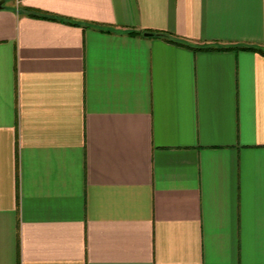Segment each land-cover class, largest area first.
I'll list each match as a JSON object with an SVG mask.
<instances>
[{
  "label": "crops",
  "instance_id": "crops-1",
  "mask_svg": "<svg viewBox=\"0 0 264 264\" xmlns=\"http://www.w3.org/2000/svg\"><path fill=\"white\" fill-rule=\"evenodd\" d=\"M241 46L264 0H0V264H264Z\"/></svg>",
  "mask_w": 264,
  "mask_h": 264
},
{
  "label": "trees",
  "instance_id": "trees-1",
  "mask_svg": "<svg viewBox=\"0 0 264 264\" xmlns=\"http://www.w3.org/2000/svg\"><path fill=\"white\" fill-rule=\"evenodd\" d=\"M31 13V11H30ZM35 13H32L31 15H34ZM42 17H46V18H49V19H55V17H51V16H46V15H41ZM127 33L129 34H138V32L136 31H133V30H129L127 31ZM153 35L155 36H158V37H161L162 39H164L165 41L167 42H171V43H176V44H181V45H186V46H189V47H193L189 44H186L185 41H183L182 39H179L177 37H174L173 35H171L170 33H166V32H154L152 33ZM195 48V47H193ZM198 49H205V50H209V49H224V48H230V46L228 47H216V46H210V45H204V46H200V47H197ZM241 48L243 49H247V50H252V51H257V52H260L262 54H264V50L260 47H257V46H241Z\"/></svg>",
  "mask_w": 264,
  "mask_h": 264
},
{
  "label": "water",
  "instance_id": "water-1",
  "mask_svg": "<svg viewBox=\"0 0 264 264\" xmlns=\"http://www.w3.org/2000/svg\"><path fill=\"white\" fill-rule=\"evenodd\" d=\"M143 35H150V33H143Z\"/></svg>",
  "mask_w": 264,
  "mask_h": 264
}]
</instances>
